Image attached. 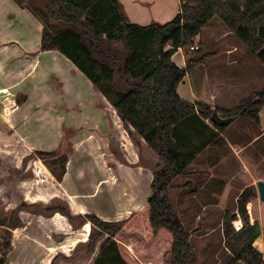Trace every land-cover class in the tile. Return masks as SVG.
<instances>
[{"label": "crops", "instance_id": "crops-1", "mask_svg": "<svg viewBox=\"0 0 264 264\" xmlns=\"http://www.w3.org/2000/svg\"><path fill=\"white\" fill-rule=\"evenodd\" d=\"M119 2L128 20L140 25L168 22L181 9V0ZM43 28L28 3L22 7L16 0H0V212L9 214L23 201L46 209L52 199L65 196L78 213L125 220L152 194L153 171L139 164L121 117L86 75L59 50L41 48ZM237 40L215 17L195 38L198 49L177 50L172 59L180 67L191 54L199 58L211 53L179 83L181 98L224 111L264 90L263 64ZM198 69L203 70L204 91L192 78ZM193 120L176 132L187 146L200 149L169 193L179 219L185 225L186 217L202 222L203 216H219L217 227L208 221L202 236L219 232L225 245L224 220L236 213L237 228L245 225L238 197L253 186L257 196L248 204L249 221L260 228L254 246L264 255V202L256 185L264 179V152L259 149L264 142V105L258 124L240 117L235 126L232 122L217 129L211 120L203 119L209 127ZM69 143L72 149L61 180L41 158L26 159L36 151L65 152ZM20 217L21 226L10 228L7 264H50L57 248L66 247L71 254L76 244L85 243L86 237L73 233L64 240L69 244L57 246L54 233L59 226L74 232L60 212L46 217L26 210Z\"/></svg>", "mask_w": 264, "mask_h": 264}, {"label": "trees", "instance_id": "trees-1", "mask_svg": "<svg viewBox=\"0 0 264 264\" xmlns=\"http://www.w3.org/2000/svg\"><path fill=\"white\" fill-rule=\"evenodd\" d=\"M16 1L26 6L23 0ZM37 1L38 6L31 9L44 25L41 48L59 50L86 75L121 117L139 164L153 171L152 194L129 218L106 221L95 213L84 214L93 225L88 264H191L194 248L169 193L200 149L187 146L176 132L193 119L209 127L203 119H210L217 109L184 100L177 91L183 78L209 55L194 58L191 54L185 67L172 57L179 48L193 45L203 27L219 17L264 65V0H181V9L172 20L149 25L129 21L119 0ZM263 105L264 90L221 115L258 124ZM68 148L65 152L36 151L58 180L66 173L72 145ZM255 196L256 190L247 187L238 197V211L245 221L242 228L236 226V213L224 220L226 246L232 255L226 264H264L263 253L254 246L261 231L257 223H250L248 214ZM45 211L74 218L67 207L50 206ZM15 215L12 212L10 228L22 224L19 219L14 223ZM2 247L0 264H7L10 241ZM57 260L56 256L50 264Z\"/></svg>", "mask_w": 264, "mask_h": 264}, {"label": "rangeland", "instance_id": "rangeland-1", "mask_svg": "<svg viewBox=\"0 0 264 264\" xmlns=\"http://www.w3.org/2000/svg\"><path fill=\"white\" fill-rule=\"evenodd\" d=\"M25 3L29 4V0H23ZM30 5V4H29ZM30 6H38V1L35 0L34 3ZM225 26L228 28V26L225 24ZM236 35V34H235ZM237 41L238 42H242L238 37H237ZM243 43V42H242ZM201 44L203 45V43L201 42ZM243 47L246 49V51L254 54L255 56V52H252L248 49V47L243 43ZM186 50V49H185ZM205 51V44L203 46V48H201V53L200 55ZM211 53H208L207 55H210ZM199 55V54H198ZM205 54H203L202 56H204ZM257 55V54H256ZM256 57V56H255ZM182 58V53L178 52V54L176 55V60L180 61ZM259 61V60H258ZM260 62V61H259ZM264 66V65H263ZM203 70H196L195 72H193L192 74V78L195 81V85L198 86L201 90H205V85L203 84ZM187 86V84H186ZM217 112L220 114L221 112L224 111H219L217 110ZM222 116V115H221ZM244 118V117H242ZM210 121V119H208ZM237 120V119H236ZM236 120L233 121L232 123V127L233 125H236ZM211 122V121H210ZM188 126V125H186ZM70 145V143H69ZM69 145L66 146L65 151L69 150ZM259 149L260 152L263 153L264 152V142H260L259 143ZM264 154V153H263ZM38 159L40 158L39 155L35 152L32 153L30 156H28L26 159ZM42 161L44 162V160L42 159ZM45 164V162H44ZM177 179H175V181L173 182V186L171 187L174 188L176 185V183H178V181L176 182ZM253 186H251L252 188ZM254 188V187H253ZM170 189V191H171ZM255 189V188H254ZM69 200L67 198H65V196H61V198L59 199H52L48 204L50 206H56V207H67L69 209V211L71 212V214L73 215V220H69L68 217L66 216V218H61L60 219H67V221L70 223L71 227L73 228V231H66L64 228L62 227H58V231H56L54 233L55 235V239L59 242L57 243V246L59 247L60 245H64V244H69L66 243L68 240H66L64 242V240L66 239L67 236H69L70 234H75V235H80L81 237H86L85 243H78L75 245V247L72 250L71 254H67L66 251H68V248L66 247H60L57 248L54 257H58L57 260V264H88L89 259L91 258V256L87 255V244L89 242V238H90V234L92 231V222H90L89 220L84 218V215L81 213L76 212L75 210H73V208L70 206ZM23 203L26 202H21L17 205V208L13 209L9 214H6L5 212L2 213L0 212V225H3L2 227H0V248L2 249L3 245L5 243H7V241H9L10 239V217L12 212H16L15 215V220L14 223L18 221H21V217H20V213L21 211H26L29 210L35 214H43L46 217H54L56 212H52V213H48L45 211V209L42 206H45L43 204H28L29 205L27 208L26 207H20V205H22ZM47 204V205H48ZM31 205V206H30ZM49 206V207H50ZM231 213V212H230ZM62 214V213H61ZM63 215V214H62ZM17 216V217H16ZM186 222L184 228L189 232V237H190V243L192 245V247L194 248V254H193V258L191 260V264H226V262L230 259L231 252H229L226 244L224 245V243H222V237L220 235L219 232H214L212 233L211 236L205 237L202 236L204 234V232L207 231V222L209 221V223L211 224V226L217 227L218 222L220 221V217L219 216H214L210 219V217H202V222H195L194 220H192V218L190 217H186ZM22 222V221H21ZM11 233V232H10ZM84 256V257H82ZM53 257V258H54Z\"/></svg>", "mask_w": 264, "mask_h": 264}, {"label": "water", "instance_id": "water-1", "mask_svg": "<svg viewBox=\"0 0 264 264\" xmlns=\"http://www.w3.org/2000/svg\"><path fill=\"white\" fill-rule=\"evenodd\" d=\"M211 122L218 125V126H228L232 123L233 119L231 117H223L219 115L217 111L212 113L210 118ZM257 185V192L260 201L264 202V179H260L256 183Z\"/></svg>", "mask_w": 264, "mask_h": 264}, {"label": "built area", "instance_id": "built-area-1", "mask_svg": "<svg viewBox=\"0 0 264 264\" xmlns=\"http://www.w3.org/2000/svg\"><path fill=\"white\" fill-rule=\"evenodd\" d=\"M199 48V45H191L190 47H189V51H194V50H196V49H198Z\"/></svg>", "mask_w": 264, "mask_h": 264}]
</instances>
